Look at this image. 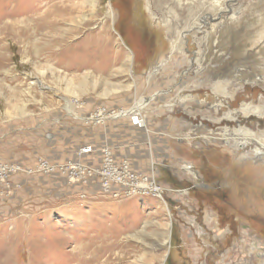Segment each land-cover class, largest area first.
Masks as SVG:
<instances>
[{"label": "rangeland", "instance_id": "374dc122", "mask_svg": "<svg viewBox=\"0 0 264 264\" xmlns=\"http://www.w3.org/2000/svg\"><path fill=\"white\" fill-rule=\"evenodd\" d=\"M65 1L0 24V241L15 233L14 260H30L34 239L35 264H77L79 247L109 239L134 264H264V0H183L169 19L149 0ZM62 2L79 11L56 25ZM104 24L95 54L84 42ZM99 108L115 114L96 122ZM221 128L247 146L214 142ZM106 149L163 194L107 195ZM193 163L204 179L184 172Z\"/></svg>", "mask_w": 264, "mask_h": 264}, {"label": "bare ground", "instance_id": "6f19581e", "mask_svg": "<svg viewBox=\"0 0 264 264\" xmlns=\"http://www.w3.org/2000/svg\"><path fill=\"white\" fill-rule=\"evenodd\" d=\"M44 1H47V0H24L22 2V0H20V7H17V6H14L13 9H11L8 13H4V8L1 6L2 3H0V24L2 23V21L4 20V18L6 17H10V16H20V13H29V12H34L35 10H37L39 7H41L42 3ZM68 0H66L65 2H67ZM90 3H92L93 5H95L96 1L97 0H86ZM183 0H149L148 2V10H149V13L151 15V17L153 19L158 18V19H161V18H166V15L168 14V12L166 13V11H173L174 14L176 13H179V14H182L184 13V7L180 9V5H182V2ZM207 1V3H210L212 1L213 4H215V0H205ZM50 2H52V0H50ZM65 2H62L63 6H64V11L67 12L68 11V16L67 17H64V16H58L57 19H56V22L55 24L58 25L62 22H65V21H69L71 20L72 16L77 13L79 11V8L77 6L75 7H72V5H66ZM219 2H217L218 4ZM24 4L25 6H27V8H23V5ZM36 5V6H35ZM5 6V5H3ZM43 7H46L45 5L42 6V9ZM112 8V7H111ZM110 8V10L112 11V9ZM7 12V11H6ZM53 12H54V9L52 6H50L48 8L47 11L43 12L41 15H40V19L38 20V22L36 23V26L38 27H48L49 24L51 23V21H45L46 18H52L53 16ZM113 12V11H112ZM169 14L167 15V19H169ZM166 21V22H165ZM164 22H165V25L167 26V29H168V34L171 35V34H174L176 33L175 30L172 31V29H176V22L175 24L172 23V22H168V20H165L164 19ZM172 23V24H171ZM9 32V33H13L15 32V29H9V30H5V32ZM105 32H106V27H105V24L100 28L99 30V33H97L96 35H94L93 37L91 38H88V40H86L84 43L89 47V50L93 51L95 54H100V52L102 51V49H104L105 47V44H104V36H105ZM185 33V32H184ZM14 34V33H13ZM19 35V34H18ZM22 35V34H21ZM186 35V34H185ZM81 51V50H79ZM81 56L83 57H87V53H86V50H84L82 53H81ZM96 56V55H95ZM91 58V57H90ZM93 58V57H92ZM97 59V58H96ZM87 60V59H86ZM86 62V61H85ZM220 89V88H219ZM221 90V89H220ZM220 92V91H219ZM221 93L223 94H228L227 91H224V90H221ZM227 99V98H226ZM231 101V100H230ZM142 103V102H141ZM141 103L139 104V106L137 107L138 110L142 109L145 104H146V101L144 102L143 105H141ZM243 111H247L245 112L244 115H246V117L250 116L251 113L253 114H259L260 112V109L257 108V107H254V109H252L251 107L249 108V106L247 105H244L242 107ZM251 109V110H250ZM253 110V111H252ZM129 113V112H128ZM244 113V112H243ZM118 115H126L124 114V112L122 113H119ZM233 119H235V117L232 116ZM191 123V122H190ZM212 128V127H211ZM223 129V128H221ZM241 129V128H239ZM215 131V130H214ZM218 131L222 132V137H221V140H214V142H217V143H222L223 145H225L226 147H229V148H234V147H237V148H242L244 146H247V143H248V139L247 137L249 136L248 133H244L243 130H240L239 132L236 133H231L230 134V131L229 129H223V130H220L218 129ZM247 131V130H246ZM256 133V132H255ZM219 135V134H218ZM243 136V137H242ZM240 140V142H236V140ZM199 140V139H198ZM209 143V142H208ZM86 148V147H85ZM85 148L81 149V150H84ZM91 148V147H89ZM92 151H93V148H92ZM107 151V156H114L113 154V151L111 149H106ZM260 151V150H259ZM239 152V151H238ZM102 157L104 158V154L105 152L103 151L102 153ZM96 155V154H95ZM79 156L80 157H87L86 155H84L83 153H79ZM96 158V157H95ZM93 159V157H92ZM100 161V160H99ZM103 163V162H102ZM80 165V164H79ZM102 166V165H101ZM120 166V165H119ZM103 167V166H102ZM45 168V166L43 167ZM184 172H187V173H190L192 175V177L194 178H199V179H204V177L200 174V172L198 171L197 169V166L196 164H188L184 167H182ZM15 170V169H14ZM40 170V169H39ZM53 171V170H51ZM49 173V172H48ZM21 174V173H19ZM94 174V173H93ZM190 175V176H191ZM104 177H106L104 175ZM192 180V179H191ZM82 181V179H81ZM121 180L119 179H114L113 177H108V182H109V189L107 187H102L103 189H101L102 191H105L107 193V195H109L108 193H112L115 189L118 190V191H122L123 189L125 191H128V192H133L132 190V185L129 187L126 185V180H124V182H120ZM152 182V181H150ZM196 182V181H195ZM156 183V182H155ZM149 185H141V189L144 190L145 188H147ZM150 187H154L153 186V183H150ZM153 189H156L155 187ZM80 191V190H79ZM78 191V192H79ZM155 191H159L161 193V195L163 194V189L160 187V189H156ZM154 190L150 189V193H155ZM77 192V191H76ZM159 193V194H160ZM132 194V193H131ZM158 195V194H157ZM147 196V195H146ZM104 201V200H103ZM16 206V205H15ZM129 210V209H128ZM121 211V210H120ZM42 215V214H41ZM40 216V215H39ZM216 215H213L211 216L210 218H212L211 222L215 223L216 225H222L221 223V218L220 216L218 215V218L215 217ZM33 217V216H32ZM139 220V219H137ZM210 222V221H209ZM213 223V224H214ZM5 226V225H4ZM18 226V225H17ZM22 227V226H21ZM23 228V227H22ZM115 228V227H114ZM20 229V228H19ZM28 229V228H27ZM26 230V229H25ZM109 230V229H108ZM13 232V231H12ZM16 233H19V232H16ZM20 234V233H19ZM78 234V233H77ZM81 234V233H80ZM164 234V233H163ZM166 234V233H165ZM10 235V234H9ZM15 235V233L13 234ZM13 235L10 237V239L7 241L5 238V241L3 242L0 241V264H35V262H33L34 260H32L31 258L32 255H31V252L32 253H35L36 251V248L38 246L36 245H31L34 241V239L28 241L27 243V249H29V258L30 260H28L27 262H25V260H22V261H18L15 257V260H14V251L18 250V246H17V243H14V237ZM120 235V234H119ZM18 236V235H17ZM67 237V236H66ZM117 237V236H116ZM110 238V237H109ZM19 239V238H18ZM81 239V238H80ZM16 241V240H15ZM44 241V240H43ZM80 241V240H79ZM21 244L23 243V241H20ZM83 242V241H82ZM104 243L102 245H95L96 243L98 242H95V243H92L90 244L89 246L87 247H84L81 246L79 247V253L76 255L78 256V263L77 264H134V263H131V258L135 257V256H132L133 253H135V251L133 250H127L126 252H123V254H116L114 253V251L118 249V246H122L123 248L126 247V245H121L119 244L118 242L116 243V240L115 241H110L109 239H105L103 241ZM36 243V242H35ZM24 245V244H23ZM38 245V244H37ZM86 245V244H85ZM95 245V246H94ZM17 246V247H16ZM44 247V246H43ZM128 247H130L128 245ZM126 247V248H128ZM38 248H42V247H38ZM54 248V247H53ZM70 253V252H69ZM107 254H109L108 256H106ZM64 255V254H63ZM104 256L106 257L104 260ZM114 256V258H113ZM42 258V257H40ZM34 259V258H33ZM38 259V258H36ZM155 259V258H154ZM32 260V261H31ZM52 260V259H51ZM138 260V259H137ZM130 262V263H128ZM41 263V262H40Z\"/></svg>", "mask_w": 264, "mask_h": 264}, {"label": "built area", "instance_id": "2783aa9c", "mask_svg": "<svg viewBox=\"0 0 264 264\" xmlns=\"http://www.w3.org/2000/svg\"><path fill=\"white\" fill-rule=\"evenodd\" d=\"M108 112L106 109H100L98 110V112L95 113L94 116H91L93 120H95L96 122H99L100 120L102 121L104 119V117H111V115L115 114V113H110L109 115H107ZM114 117V116H113ZM133 118V117H132ZM113 119V118H112ZM134 123H138V119L134 118L132 119ZM87 151H83V153H86L91 151L92 148L86 149ZM105 155H104V168H102L101 170H99L100 172V176L102 175L103 178L105 179L104 181V186L107 187L109 189V182H108V177H113L115 180L119 179L121 180L120 182H124V180H126L127 182V186L129 187V185H132V190L134 193H141V194H146V195H150V183L153 182H142V183H138L137 179H136V175L133 173V171L131 172L129 165L127 164V162H125L124 164L120 165V169L116 168L115 163H114V159H112L111 157L107 156V151H104ZM82 153V152H81ZM44 166H46V168H50V165L48 164L47 167V163L44 164ZM53 168V167H52ZM50 168V169H52ZM78 171H80L78 169ZM79 173H82V171H80ZM78 173V174H79ZM104 175L106 177H104ZM101 176V177H102ZM154 184V183H153ZM139 185H149L147 188H145L144 190H140L138 188ZM155 186V184H154ZM155 188H157L158 190V186ZM156 195V194H155Z\"/></svg>", "mask_w": 264, "mask_h": 264}]
</instances>
